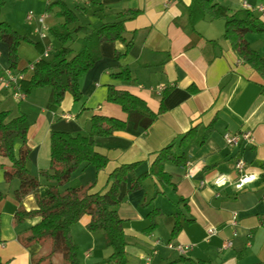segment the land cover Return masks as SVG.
<instances>
[{
	"label": "crops",
	"instance_id": "0c3cea01",
	"mask_svg": "<svg viewBox=\"0 0 264 264\" xmlns=\"http://www.w3.org/2000/svg\"><path fill=\"white\" fill-rule=\"evenodd\" d=\"M54 1L4 0L0 22H6L35 43L20 46L17 70L25 71L26 79L30 78L27 76L29 64L48 49L52 54L60 46L47 41V37L42 39L39 33L41 16H46L48 31L64 22L55 12H47L48 5ZM62 1L70 9L86 8L87 14L80 16V24L90 28L116 22L124 11L141 13L125 22V37L133 46L124 57H116L125 54L124 43L107 42L100 46L101 58L81 80L79 103L66 94L55 113L47 109L49 88L34 89L25 101L19 102L0 86V112L10 111L13 117L23 113L28 117L31 173L38 175L41 170H49L52 131L88 134L95 115L126 119L119 106L107 102L109 86L139 96L154 112H158L163 94L169 90L164 101L166 111L147 131L128 124L125 131L110 137H91L98 151L108 157L109 164L99 172L85 167L75 181L83 185L94 183V192H104L114 169L141 162L136 175L149 172L158 151L198 127L197 137L185 150V167L166 166L175 190L161 188L153 178L134 193L128 191L129 182L121 185L118 213L124 221L127 264H145L147 256H152V264H264V183L259 179L264 163V82L236 56L224 39V22L206 19L192 26L189 12L193 0H100L102 7L94 6L93 0ZM246 1L264 22V10H258L260 6L264 9V1ZM216 2L233 11L245 10L244 0ZM30 12L34 13L32 21L28 20ZM246 39L264 56V33L248 34ZM24 44L33 47L35 52ZM121 67L131 70V83L111 79L110 73ZM9 69V47L0 40V75ZM193 86L196 92L189 90ZM215 118L214 131L204 140L205 128ZM245 131L252 132L253 144H242L238 149L226 145V133ZM238 160L246 163L249 179L244 183L240 182L236 170ZM0 163L3 165L0 192L5 195L0 202V264H34L41 246L26 247L22 238L39 218L27 219L19 225L15 223L19 204L14 191L19 182H6L5 170L11 163L5 158ZM222 178L225 182L218 183ZM41 180L40 196H44L47 182ZM21 205L27 212L37 209L32 195ZM154 210L162 214L156 219L157 228L150 231L148 216ZM234 218L238 222L236 227L232 226ZM89 221L86 216L75 224L72 238L79 247L80 263L98 264L110 257L111 250L105 247L102 232L87 230ZM176 222L182 229L172 239ZM210 230L215 233L211 235ZM157 240L162 242L160 246H155ZM228 242H232V246L225 248ZM169 243L188 245L191 249L181 256L167 247ZM53 264H57L56 257Z\"/></svg>",
	"mask_w": 264,
	"mask_h": 264
},
{
	"label": "trees",
	"instance_id": "16d2710c",
	"mask_svg": "<svg viewBox=\"0 0 264 264\" xmlns=\"http://www.w3.org/2000/svg\"><path fill=\"white\" fill-rule=\"evenodd\" d=\"M263 2L264 0H258ZM94 6L102 7L100 0L92 1ZM5 6L0 0V13ZM47 12L55 14L64 22L51 29L60 46L53 51L51 57L43 60L31 73L30 78L23 83L24 91L49 88L51 90L47 109L57 112L66 94H70L76 103L82 100L81 80L101 58L100 46L107 42H121L126 45L124 57L132 48L133 42L125 37V22L136 18L138 10L124 11L113 23H103L90 28L80 24V16L87 14L86 8L70 9L62 0H55L47 7ZM223 21L225 24L224 39L230 44L236 56L264 82V56L255 51L246 39L248 34H263L264 22L250 10L233 11L221 5L216 0H193V8L189 12V23L194 26L203 20ZM0 40L9 47L10 69H18L19 50L22 43L35 44L27 36L14 31L6 22H0ZM78 45L79 49H74ZM113 80L122 83L133 81L132 72L127 67L118 68L110 73ZM196 92V88L190 87ZM169 90L163 94L158 112L152 111L145 100L131 92L114 86L108 87L107 102L117 105L126 115V119L95 115L90 121L88 134H71L52 131L50 135V168L41 170L38 175L31 173L28 167L30 147L27 143L30 129L28 117L20 113L13 117L10 111L0 112V160L5 158L11 166L5 170V180L11 183L19 182L14 191V198L19 204L14 221L22 224L27 219L39 218V221L27 230L22 238L26 247L34 244L41 246L38 260L41 264L46 259L52 264V258L61 254L64 264H81L79 247L72 238V227L88 216L89 232H102L104 245L111 250L109 258L98 264H127V241L124 232V221L118 213L121 204L120 191L123 183L129 182V192L134 193L144 188V183L153 178L161 188L173 187L172 176L166 171L167 165L185 167L187 155L185 150L197 137L199 128L186 132L180 139H174L155 154L149 172L136 175V169L141 162L125 164L114 169L108 176L107 188L104 192H94V183L83 185L74 181L73 174L80 168L93 167L97 172L104 170L109 159L98 151L96 141L91 137L106 138L126 130L128 124L135 129L147 131L154 125L165 111L164 101ZM215 118L206 128L205 140L215 127ZM176 144L178 145L176 147ZM3 165L0 163V168ZM47 182V191L40 196L42 180ZM259 179L264 183V163L261 165ZM66 187V188H65ZM160 192H158L159 194ZM34 196L37 209L27 212L22 207V201L28 196ZM5 195L0 192V202ZM160 210L152 211L148 218L151 224L148 230L153 231L158 224L156 219ZM182 226L176 222L171 233L172 239L181 231ZM0 225V242L1 238Z\"/></svg>",
	"mask_w": 264,
	"mask_h": 264
},
{
	"label": "built area",
	"instance_id": "2783aa9c",
	"mask_svg": "<svg viewBox=\"0 0 264 264\" xmlns=\"http://www.w3.org/2000/svg\"><path fill=\"white\" fill-rule=\"evenodd\" d=\"M243 7L246 10H250V11H255V8H253L246 0H244L243 2ZM258 10L263 11V7L260 6ZM34 18V13L30 12L28 15V20L32 21ZM45 20H46V16H41L39 19V23L41 25V28L39 29V33H40V37L42 39L46 38V33L48 32V27L45 24ZM51 57V52L48 49L47 51H45L42 54V57L40 59H38L36 62H33L31 64H29V66L27 67V71H31L33 72L37 65L40 64L43 60H47ZM26 81V73L25 71H18L17 69H9L7 70L4 74L0 75V86L5 89L8 90L10 92V94L12 95V97L19 101H25L27 99V94L25 93L24 89H23V83ZM224 140L226 145L229 148L232 149H238L240 148V146L242 144H253L254 143V137L252 132L250 131H245V132H240V133H226L224 135ZM188 165V164H187ZM245 166L246 163L243 160H238L236 163V170L239 174V179L241 183L246 182L249 179V176H247L246 174V170H245ZM225 179L222 178L218 181V183H224ZM203 185V183L201 184ZM238 224L237 219L234 218L232 221V226L236 227ZM209 233L211 235H213L215 233L214 230H210ZM162 244V242L160 240H157L155 242V246H160ZM232 246V242H228L225 245V248L227 247H231ZM167 247L169 249L175 250L177 251L181 256L186 255L189 250L191 249V246L188 245H175V244H167ZM153 258L152 256H147L145 258V264H152Z\"/></svg>",
	"mask_w": 264,
	"mask_h": 264
},
{
	"label": "rangeland",
	"instance_id": "374dc122",
	"mask_svg": "<svg viewBox=\"0 0 264 264\" xmlns=\"http://www.w3.org/2000/svg\"><path fill=\"white\" fill-rule=\"evenodd\" d=\"M46 37H47V41H53V42H55L56 43V46L57 45H60L57 41H56V39L54 38V36L51 34V31H48L47 33H46ZM24 46L26 47V48H30L33 52H35V50L33 49V47H31V46H29V45H27V44H24ZM74 49H76V50H78L79 49V46L78 45H75L74 46ZM42 57V56H41ZM41 57H39L38 59H40ZM38 59H36L35 61H33V62H36ZM32 62V63H33ZM27 76L28 77H30L31 76V73L28 71L27 72ZM42 89V88H41ZM32 91V90H31ZM25 93L28 95V91L26 92L25 91ZM176 146H178L177 144H176ZM82 172H83V168H80L78 171H77V173L75 172L74 174H73V176H72V183H70L68 186H70V185H72L73 183H74V181L77 179V177L78 176H80L81 174H82ZM78 174V175H77ZM76 182V181H75ZM148 182H151L150 180L148 181ZM147 184H149V183H147ZM66 188V187H65ZM55 257H56V259H57V264H63V257H62V255L61 254H57V255H55L53 258H52V264H53V261H54V259H55ZM38 258H40L39 257V254H38V256L35 258L36 260H38ZM50 263V261L49 260H45V261H43L41 264H49Z\"/></svg>",
	"mask_w": 264,
	"mask_h": 264
}]
</instances>
